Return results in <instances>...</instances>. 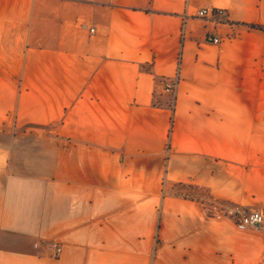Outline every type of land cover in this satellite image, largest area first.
Instances as JSON below:
<instances>
[{"label": "crops", "instance_id": "0c3cea01", "mask_svg": "<svg viewBox=\"0 0 264 264\" xmlns=\"http://www.w3.org/2000/svg\"><path fill=\"white\" fill-rule=\"evenodd\" d=\"M176 184L264 212V0H0V264H264Z\"/></svg>", "mask_w": 264, "mask_h": 264}, {"label": "built area", "instance_id": "2783aa9c", "mask_svg": "<svg viewBox=\"0 0 264 264\" xmlns=\"http://www.w3.org/2000/svg\"><path fill=\"white\" fill-rule=\"evenodd\" d=\"M224 13V9L221 8H202L198 11V16H219ZM92 31L95 28L91 29ZM209 40L214 43H219L220 39L216 36L209 37ZM165 90L169 94H175L178 86V81L166 82ZM234 221L235 225L240 230L254 229L264 232V212L259 209H245L241 204L233 203L231 205H225L219 212ZM38 245V244H36ZM62 251V247L57 246L54 251V256H58Z\"/></svg>", "mask_w": 264, "mask_h": 264}, {"label": "rangeland", "instance_id": "374dc122", "mask_svg": "<svg viewBox=\"0 0 264 264\" xmlns=\"http://www.w3.org/2000/svg\"><path fill=\"white\" fill-rule=\"evenodd\" d=\"M176 186H177L176 190L180 194L184 196H189L190 198L197 199L205 206H212L215 208L217 212H219L225 205L233 204L232 202L214 198L210 194L209 190L203 187H196V186H191V185H181V184H176ZM220 215L226 217L224 213Z\"/></svg>", "mask_w": 264, "mask_h": 264}, {"label": "trees", "instance_id": "16d2710c", "mask_svg": "<svg viewBox=\"0 0 264 264\" xmlns=\"http://www.w3.org/2000/svg\"><path fill=\"white\" fill-rule=\"evenodd\" d=\"M251 26L254 27V28H259L260 27V25H255V24H252Z\"/></svg>", "mask_w": 264, "mask_h": 264}]
</instances>
